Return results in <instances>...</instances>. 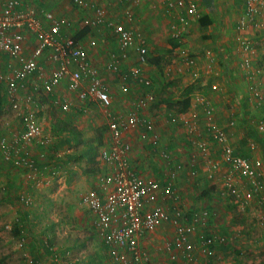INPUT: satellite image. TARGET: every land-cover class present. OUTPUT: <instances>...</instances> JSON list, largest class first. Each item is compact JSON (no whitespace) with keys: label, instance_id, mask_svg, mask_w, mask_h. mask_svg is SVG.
Returning a JSON list of instances; mask_svg holds the SVG:
<instances>
[{"label":"rangeland","instance_id":"374dc122","mask_svg":"<svg viewBox=\"0 0 264 264\" xmlns=\"http://www.w3.org/2000/svg\"><path fill=\"white\" fill-rule=\"evenodd\" d=\"M145 1L114 0L113 2L109 0L107 6L109 12L107 10L106 12L108 18L112 21L121 23L125 27L129 26L132 32L134 28L137 30V34L133 33L135 42L139 41V39L145 40L147 54L144 68L149 64L147 68L151 67L156 72L155 76H148L152 82L149 88L143 87L129 76L130 67L129 69H122L124 64L121 60L118 59L117 61V70L112 69L110 61L107 62L112 59V54L116 51V43H118L109 27L100 25L88 26V32L84 37L74 38L80 30L86 27H83L81 19L84 12L70 0H66L69 6L68 10H60L57 13L60 18H69L74 22L72 26H63L58 37L60 41L70 37L78 40L84 47L89 49L90 57L94 50H98L102 46L109 47L107 51H112H110L111 55L109 53V55L106 54L108 58L106 59V64H103L104 66L89 58V64L98 70L100 78L108 84L109 92L111 90L115 95L113 97L111 94L113 101L111 108L104 109L100 107L102 110H99V106L96 108L92 102L87 101L84 104L78 101L77 103L71 102L69 110L63 111L55 107L53 103L51 104L52 97L49 96L50 94L42 91L40 93V89L36 93H33V91L30 93L29 83L37 86V88L41 87L44 78L48 77L57 67L56 62L48 59L49 52L43 53L39 60V65L44 71L43 74L40 76L36 75L26 81L24 84L25 88H21L17 92L18 108H15L10 103L5 92V83L0 80V99L1 96L4 97L1 104L3 109H1L0 113V135L9 128L20 130L23 122L20 115H18L19 110L30 108L38 112L39 118L44 124L49 125L48 129L51 132L60 138L69 139L67 145L60 147L56 151L52 150L53 142L46 144L40 141L32 142L29 145V150H31L33 159L38 163V157H41L45 167L39 166L38 169L43 172L35 173L31 177H27L22 168L14 167L11 163H4L0 158V264H115L112 254L104 244V233L97 229L95 225L94 215L88 207L80 202L82 195L95 186L90 185V174L95 169L102 167L98 148L110 139L108 130L109 113H127L134 110L139 98L151 94L153 100L150 101L145 110L151 105H153L151 111L161 107V112L157 115L155 114V116L160 117L162 114L165 120V122L157 123V128L160 129V127L164 126L166 131L168 127L171 128L172 132L171 134L168 132L169 135L182 134L184 127L180 124L175 125L169 122L167 114L169 112L175 113L181 108L182 98L185 94L187 95L186 91L192 89L191 87L203 91L205 95L207 91L214 90L208 83L209 74H204L200 66V72L195 70L194 74H196L193 75L192 73L193 76L190 74L189 77L187 76L189 71L183 76L179 75L181 74L179 69L176 67L174 69L173 67L175 64L182 63V66H187V69H189L185 63L187 56L194 59L195 68L197 60H202L206 51L212 53L211 47H199L200 40H198V37L191 39L190 42L178 41L173 36L172 28L168 26L169 22L168 24L166 22L168 21L167 18H170L167 10L164 8L163 14H158L159 18H157V12L150 9L149 6H145ZM148 2L149 4H154L156 0H148ZM113 7L121 11L119 13H111L113 12ZM200 13L197 9V17L203 15H200ZM135 15L137 20H135ZM142 20L147 21L149 26L152 27L146 38L139 35L142 34V30L140 31L138 26L141 25L143 29L144 25ZM39 22L41 28H49L48 21L40 19ZM190 33L189 30L188 37ZM235 34L234 37H236ZM29 36L27 35L24 49L27 46L28 39L31 40ZM241 36L252 41L254 48L251 53H255V57L258 54L259 61L264 62V26L259 30L249 28ZM173 38L179 42V46L176 48L172 47L170 42ZM237 39L239 40V35ZM148 42H152L155 45L154 49L151 48ZM31 46H33L32 42ZM204 48L205 50H202ZM24 49L21 54L22 58L29 56V54L24 53ZM236 53L239 54V51ZM251 53H249L250 58ZM184 55L186 56L184 57ZM13 60L15 65L17 63V67L21 64L17 59ZM253 66L260 68L253 65L252 62L250 69H255ZM70 67L72 69L75 68L74 61L70 64ZM262 69L263 77H258L250 82V87L256 85L262 89L261 91L264 89V67ZM107 72L114 73V78H108L107 75L109 74ZM120 78L122 82H116ZM88 82L89 78L86 77L83 85H87ZM184 89L187 90L182 92ZM66 90L68 91L67 86L62 93L65 94ZM135 90L137 92L130 95V92ZM259 93L263 95L262 101L264 102V93ZM39 94L41 95V101L44 103V109L34 106V102L36 103L34 96L37 97ZM199 94H202V92ZM123 95L126 96L125 104L127 106L119 107L118 102ZM176 97L182 100L176 101ZM197 97L194 100H197ZM116 98H119V100ZM245 114L243 115V120L234 119L236 124L234 126H239V128L243 129L247 138L251 140L257 138L255 142L256 144L258 143V148L262 151L264 147H262L261 143L264 141V130L257 129L254 125L256 120L264 121V117H250L251 113L248 112ZM47 118L50 122H48ZM227 122L229 123V119H226L224 123L227 124ZM81 133L83 134L81 135ZM138 133L137 131L129 134L133 141H136L134 146L137 147V150L140 147L143 148L144 145V142H137L139 140ZM202 136L205 135L203 134ZM126 137L127 135L125 139ZM161 140L160 138L159 141ZM249 141L239 142L238 147H236L237 150L241 152L244 149L247 150V142L249 143ZM88 146H90L93 153L91 156L86 154ZM144 147L146 149L145 145ZM193 148L195 150V147ZM262 152L264 154V150ZM154 155L158 163L166 162L159 156L157 151H154ZM262 159L264 160V157ZM42 161L40 162L42 163ZM260 162L262 167H264V161L260 159ZM56 167H61L62 169L59 171L51 169ZM78 169L83 171L82 174L84 176L77 177L76 170ZM8 173H11L16 178L18 176L20 178L21 175L24 177L18 181L12 179V181H8ZM206 173L205 169L201 168L197 177L193 178L186 174V178H183L184 181L182 178L180 180L181 183L178 181L181 185L180 187H183L179 204L185 209L188 216L191 213L199 212L201 209L216 211L217 216L205 221L199 228L200 230L198 229L197 236L209 232L220 233L226 237L227 244L225 246L220 245L221 250H215V254L210 258L204 255L195 256L196 258L186 264H196V262L200 264H230L229 259H232L236 264H260L262 261L264 264V250H262L264 249L262 240V238L264 239V226L261 225L259 220L260 211L257 202L251 201L243 205L237 203L234 196L226 192L222 182V173H217L214 181H208ZM69 181H76V184L69 185ZM21 196L30 200L31 205L27 206L21 203ZM16 229L19 230L18 234H15ZM162 240L159 245L153 246L152 249H149L147 244L144 249L147 250L153 264H176L168 251L162 249L165 241Z\"/></svg>","mask_w":264,"mask_h":264},{"label":"built area","instance_id":"2783aa9c","mask_svg":"<svg viewBox=\"0 0 264 264\" xmlns=\"http://www.w3.org/2000/svg\"><path fill=\"white\" fill-rule=\"evenodd\" d=\"M82 7L88 14L82 19L83 27H109L119 45V52H114L111 67L117 70L118 59H126L128 51L135 44L133 32L121 23L112 21L107 16L106 9L98 5L96 0H71ZM245 12L239 18L236 31L239 35L238 51L242 53L243 66H251L249 53L253 51L252 41L241 36L249 28L261 29L264 17V0H244ZM167 12L173 19V36L181 41L190 25V19L197 16V9L186 0H167ZM19 0H8L0 13V52L9 58L17 59L21 64L14 68L12 74L0 76L6 84L10 103L18 108V94L24 84L36 74H43L39 59L43 52L50 50L49 59L57 63L52 73L44 78L42 86L47 93L53 94L59 84L66 79L67 89L77 94L81 101H92L104 109L113 105L108 84L100 78L98 70L89 64V49L73 37L60 41L58 35L63 26H72L74 21L56 18L52 13L44 14L50 23L49 28H41L34 11H20ZM130 14V13H128ZM28 32L38 41L33 49V55L22 58L21 54L26 44ZM48 50V51H49ZM137 64L130 67L128 75L135 81L149 88L151 79L145 74L147 46L144 39L138 41ZM186 55H184L185 57ZM75 62V68L70 64ZM213 62V60H210ZM186 65L195 70L194 59L186 56ZM256 70L249 71L248 81L256 79ZM196 74V73H195ZM193 72V75H195ZM89 82L83 85L84 79ZM217 87H213L216 89ZM258 105L263 103V95L256 85L251 86ZM151 94L139 98L134 110L127 113H109L108 130L110 139L99 148L101 161L106 164L110 173L98 175L97 184L88 189L81 197V204L88 207L95 218L97 229L104 233L103 239L107 249L112 254L115 264H153L147 250L144 249L148 235L163 222L172 223L174 232L162 249L168 251L176 264L192 261L199 252L207 258L215 254L216 247L226 244L227 239L220 233H207L197 236L198 229L205 221L217 216L214 210L201 209L191 217L179 204L183 187L178 182L179 174L185 169V164L175 159L174 153L167 147L159 148L160 155L168 164L166 181L146 179L132 167L130 151L132 146L125 136L133 130L138 131V138L156 146L160 134L155 122L144 113L150 101ZM52 103L63 111H68L71 102L65 96L53 97ZM202 110L203 125L199 124V113L179 112L169 113L168 121L182 125L189 134L202 138L203 134L212 137L219 147V156H211L212 147L204 139L194 141V145L205 163L207 180L214 181L217 173H222V182L226 192L234 196L242 205L256 201L260 211V223L264 226V169L259 160L243 156L231 142V131L235 129L233 120L227 123V128L220 127L215 122V108L210 99L204 95L197 97ZM18 115L23 122L20 130L7 129L0 135V158L4 163L23 168L27 177L43 171L32 157L29 145L34 141L51 143L55 137L46 134L38 119V112L25 108ZM257 129L264 130V121L256 120ZM192 136V135H191ZM193 137V136H192ZM194 138V137H193ZM195 139V138H194ZM200 174L198 161L191 158L188 164V175L197 177ZM20 202L31 205V201L20 197ZM161 249V247H160Z\"/></svg>","mask_w":264,"mask_h":264},{"label":"crops","instance_id":"0c3cea01","mask_svg":"<svg viewBox=\"0 0 264 264\" xmlns=\"http://www.w3.org/2000/svg\"><path fill=\"white\" fill-rule=\"evenodd\" d=\"M6 1H8V0H0V13H1L2 8H3L4 4L6 3ZM96 1H97L98 5L104 7L108 11L107 6L109 3V0H99V1L96 0ZM112 1L114 2V0H112ZM19 2L21 3V6L19 8V9H21L20 11H26V12H30L29 10L34 11V13H35L34 16L37 17L38 22L40 19L46 20V17L44 15L46 13H52L56 18H59V19H65V18H60V15H58L57 12H59L60 10H62V11L68 10V7H69L66 3V0H19ZM166 2H167V0H156V2L154 4H152V3L149 4L148 0H146L145 6L147 5V6H149L150 9L155 10L157 12L156 16H157V18H159L158 14L159 15L163 14L164 8H165V10H167V3ZM186 2L190 3L191 5H194L198 9V11L201 12L200 15H202V14L207 15L208 14L212 19V22L210 24L203 26L199 22V17H197V16L191 17V19H190L191 25H189L187 27L186 33L183 36L181 41H185V42L189 41L190 42L191 39H195V37L196 38L198 37V40H200L199 47H202V48L203 47H206V48L211 47L212 53H210L209 51H206L205 57L202 60H197L198 68L196 66L195 70H199L198 72H200V68H201V71L204 72V74L208 73L209 74L208 75L209 76V78H208L209 86H211V88L217 87L214 90L207 91L206 95H205V93H203V91H199L197 88H193V87H191L192 89H189L188 91H186L187 89L182 90V92L186 91L185 93H187V95L185 94L186 96L184 95V97L182 98L183 100L187 97L191 98V104H190L189 108L186 110V113L189 114V113H192L193 111L199 113V116L201 118V119H199V124L203 125V119H202L203 115H202L201 107H200L199 103H197V100H194V98L197 97V95L202 92V94H199V95H204V96L208 97L210 99L211 103L213 104L214 108H215V122H216V124L220 127H225L227 130L229 128H227V124L224 123L226 119L227 120L229 119V121H231V120L234 121L235 118H238L239 120H243L244 119L243 115H246L245 114L246 112L251 113L250 117H255V116H257V118L258 117H264V102L261 103L260 105L257 104L256 99L254 97V94H253L251 87H250L251 81H248L246 79L250 75L249 71H252V70L257 71L256 72V74H257L256 79L258 77L259 78L263 77V69L262 68L264 67V62L259 61L260 58H259L258 54L255 57V53H253V54L251 53V58H252L251 66L245 67V66H243L242 53L240 51H239V54L236 53L238 51L237 48L239 46V41L237 39L238 33L236 31V26L239 23V18L245 12V6H246L245 1L244 0H212L209 3V1H205V0H186ZM117 7H121V6H117ZM79 9H81L84 12V14L81 17V19H83L86 16V14H88V13L86 11H84V9L82 7H79ZM120 11L121 10L116 9V7H113V12H111V13H119ZM170 18H167L168 21H166V22H167V24L169 22L168 26H170L172 28L173 19L171 18V21H170ZM66 20L71 21L69 18H66ZM135 20H137L136 15H135ZM142 21L144 23L143 29H142L141 25H139L138 28L140 31L142 30L143 35L142 34H139V35H140V37L146 38L147 33L152 30V27L149 26V23L147 21H145V20H142ZM142 21H141V23H142ZM261 22H263V24H264V17L261 18ZM39 25H40V22H39ZM126 27L128 29L132 30L129 26H126ZM189 30L191 33L188 37L187 34H188ZM136 31L137 30L134 28L133 33L137 34ZM234 33H236L235 34L236 37H234ZM27 35H30L29 38H31V40L28 39L27 46L24 49V53L29 54V56L26 57V58H29L33 55V49L37 44V39L34 35L30 34L29 32ZM26 39H27V37H26ZM31 42H32L33 46H31ZM148 43L151 45V48L154 49L155 45L152 44V42H148ZM184 46H185V44H184ZM137 48H138V41L135 42L132 49L131 48L129 49L128 57L125 60L120 59L122 61V63L124 64L122 69H124V70L129 69V67H132L135 64H137V62H136L137 54H138ZM108 49H109V47H103L102 46V47H100V49L94 50L91 54L92 56L91 57L89 56V58L93 59L94 62L96 61L98 63H101V66H102L104 63L106 64V61H107L106 59L108 58L107 55L110 54L111 50L107 51ZM48 50L49 49H47L43 53H48V52L50 53V50L49 51ZM115 50L116 51H114V52H116V53L119 52L118 43H116ZM202 50H205V48ZM49 53H48V56H49ZM48 59H49V57H48ZM210 60H213V62H211ZM13 61L14 60L12 58H9V56H7L5 53L0 52V76H7V75L12 74V72L14 71V68L17 66V63L15 65V63ZM109 61L111 62V60H108L107 62H109ZM252 62H253V65L258 66L261 69L256 68L254 66H253V68H255V69H250L252 67ZM147 66H145V68H144V71L146 72L145 74L149 77L155 76V74H156L155 70L152 69L151 67L147 68ZM181 66H182V63L175 64V66H173L174 69L176 67L177 69H179L181 71V74H179V75L184 76L187 73V71H189V74H187V76L189 77L190 74H191V76H193L192 73L195 70L187 69V66L186 67L185 66L181 67ZM199 66H200V68H199ZM107 74H109V75H107L108 78H110V79L114 78L113 77L114 73L107 72ZM36 75L40 76V74H36ZM36 75H34L33 77H35ZM116 82H122V79L120 78L119 81L116 80ZM66 83H67V80L64 79L59 84V86L54 90L53 94L47 93L44 90L42 85H41V87L37 88V86H34L31 83H29L30 86H28V87H30V93H32V91H33V93H36L37 90L40 89V93L42 91V92H45L46 94H50L49 96H51L52 98L60 95V96H65L72 103H77L79 101V103L86 104L87 101L84 102V101H81L80 99H78L77 94L75 92H71L69 90L68 91L66 90V93H65L66 95L64 93H62V91L64 89H66V86H67ZM4 85H5V92L7 95L6 84H4ZM258 90H260V92L264 93V89H263V91H261L262 89H260L258 87ZM110 92H111V90H110ZM136 92H137L136 90L134 92L132 91V92H130V95H133V93H136ZM111 94L113 97L115 96L112 92H111ZM166 96H168V95H166ZM34 97L36 100V103L33 101L34 106H36L38 108L40 107V109H44L43 108L44 103L41 101V95L39 94V95H37V97L36 96H34ZM122 97H125V98H122ZM116 99L119 100V98H116ZM180 99L181 98L176 97V101H178ZM22 101H23V99H22ZM125 101H126V96H124V95L121 96V100L118 102V106L119 107L127 106L125 104ZM89 102H92V101H89ZM51 104H52V100H51ZM93 104H94L93 106L98 108V105H96L95 103H93ZM152 106L153 105L149 106L150 109L148 108L147 110L144 111L145 115L147 117H149L150 119H152L155 122V125L157 123H160V122L161 123L165 122L164 116H162V114L160 117L155 116V114L157 115L161 112V107H159L157 109L155 108L154 110L151 111ZM128 107H129V105H128ZM0 109H3V107L1 108V106H0ZM98 109L102 110L100 107ZM235 111H236V113H234ZM179 112H181V111L177 110L175 113H179ZM0 113H1V110H0ZM169 113H171V112H169ZM167 118H168V116H167ZM38 119L44 128V132L46 134H48V133L51 134L52 136L55 137V139H57L58 136L48 129L49 125L47 126L46 124H44V122L39 118V114H38ZM47 120H48V118H47ZM48 122H50V121L48 120ZM156 127H158V126L156 125ZM157 130H158V132L160 134V138L162 140L159 141V143L156 146H153V144L148 143V141L144 142L138 138L139 140L137 142L138 143L144 142L143 144L146 146V149H145L144 145H143V148L140 147V148H138V150H137V147L134 146V144H136L135 143L136 141H133V138H131L129 134L137 132L136 130H133L126 137V141L129 142L132 146V149L130 151V160H131L132 167L139 175L143 176L146 179L148 178V179H152V180H157V181H159L158 184H162L166 181L168 168H169L168 164L166 162H161V164H160L157 162V159L154 158V157H156L154 155V151H157V153L161 157L160 152H159V148H162V147L169 148L174 153L175 159H179L180 161H183L185 164L184 171L181 174H179V177H178L179 182H180L181 178H182V180H183V178H186L185 177L186 174L188 175V164H189L191 158H195L198 161L199 170L201 168L205 169V163L203 162V158H202L201 154L199 153V151L197 150V148L195 147V145L193 144L195 140L204 139L212 147L211 156L214 158H217L219 156L218 145L215 143V141L212 139V137H208L207 134H204L205 136H202V138H199L196 134H189L187 131H186L187 132V134H186L185 128L182 129V134H177V135H175V134L169 135L168 132H170V134L172 132L171 128H169V127L167 128V131L164 130V126L160 127V129L157 128ZM82 134L83 133H81V135ZM256 139L251 140V139L247 138L246 134L244 133V130L239 128V126L235 127V129H232V131H231V142L235 148L238 147L239 142H241V141L244 142L246 140H250L249 143L247 142V147H248L247 150L244 149V151H242V152L240 150H238L240 153L243 154V156H246V157L251 158V159H257L259 161L261 159L262 161H264L262 159L264 157V154L262 152L264 150V148L262 149V151L258 148V145H257L258 143L256 144V142H255ZM257 142H259V141H257ZM261 142H262V140H261ZM261 144H262V147H264V141ZM193 147H195V150H193L194 149ZM98 149H100V148H98ZM88 151H90V146H88L86 154ZM194 151H196V152H194ZM87 156H90V154H87ZM40 161H42V159H41V157H38L37 166L39 165L40 167H45V164H43V161H42V163ZM50 166H51V164H50ZM151 166H152V168H151ZM158 168H159V170H158ZM51 169H54V171H59L62 168L56 167V168H51ZM74 169H76V168H74ZM263 169H264V167H263ZM22 170L26 174L25 169L22 168ZM76 171H77L76 172L77 177L84 176L82 174L83 173L82 170L78 169ZM109 171L110 170L107 169L106 164H104L102 162V167H100L99 169L98 168L95 169L94 171H92V174H90L91 175L89 177V179H91L90 185H96L97 184L96 183L97 178L99 177L98 175L104 174V173H110ZM8 174H9V180L8 181H12V180L18 181V180L22 179V177H24L23 175L20 174L21 177L19 178V176H18V178H16V177H14V175H11V173H8ZM181 175H183V176H181ZM25 177H26V175H25ZM73 182L74 181H72V182L69 181V185H75L76 184V181L74 183ZM62 185H64V184L62 183ZM191 212H194V211H191ZM191 214L189 217H191L193 215V214L192 215ZM173 229H174V226L172 223L163 222L161 224V226L156 231H154L153 233H150L148 235V243H147L148 248L152 249L153 246L159 245V242L162 239H163L162 241L165 240L163 243H165L168 239H171L173 236V232H174ZM204 234H206V233H204ZM149 238H150V240H149ZM262 240L264 242L263 238H262ZM226 244H227V242H226ZM226 244H223V245L225 246ZM147 245H146V247H147ZM149 246H151V247H149ZM215 250H221V247L218 246V247H216ZM262 250H264V249H262ZM196 256L200 257V256H202V253L199 252L198 254H196ZM229 260H230V264H236L232 261V259H229ZM186 263L187 262H185L184 264H186ZM196 264H200V263L196 262ZM260 264H263V261Z\"/></svg>","mask_w":264,"mask_h":264},{"label":"trees","instance_id":"16d2710c","mask_svg":"<svg viewBox=\"0 0 264 264\" xmlns=\"http://www.w3.org/2000/svg\"><path fill=\"white\" fill-rule=\"evenodd\" d=\"M199 22H200V24L201 25H203V26H205V25H208V24H210L211 22H212V19H211V17L207 14V15H202L201 17H199ZM87 32H88V27H86V28H83L82 30H80L78 33H77V35L74 37L75 39H77V38H82V37H84L86 34H87ZM171 42V45H172V47H174V48H176V47H178L179 46V42L176 40V39H174L173 38V40H171L170 41ZM3 96H1V99H0V106H1V104H2V101H3ZM52 100H53V98H52ZM190 104H191V98L190 97H187V98H185L182 102H181V108L179 109L181 112H186V110L189 108V106H190ZM1 108H2V106H1ZM1 110V109H0ZM21 128H23V126H21ZM20 128V129H21ZM69 136V135H68ZM76 139H77V137H76ZM69 143V139L68 138H60L59 136H58V138L57 139H55L54 141H53V147H52V150H54V151H56V150H58L60 147H62V146H64V145H67ZM101 144V143H100ZM99 144V145H100ZM87 154H90V156H91V154H93L92 153V150H91V148H90V151H88L87 152ZM242 154V153H241ZM243 155V154H242ZM209 210V209H208ZM211 211V210H210ZM211 219H213V218H211ZM19 233V230L18 229H16V231H15V234H18ZM210 233V232H209ZM207 234V233H206Z\"/></svg>","mask_w":264,"mask_h":264},{"label":"water","instance_id":"95a60500","mask_svg":"<svg viewBox=\"0 0 264 264\" xmlns=\"http://www.w3.org/2000/svg\"><path fill=\"white\" fill-rule=\"evenodd\" d=\"M205 1H209V3H210L212 0H205Z\"/></svg>","mask_w":264,"mask_h":264}]
</instances>
